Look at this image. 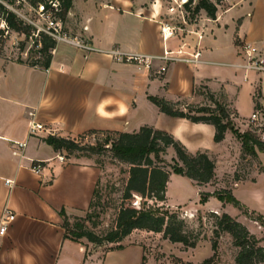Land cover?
<instances>
[{"label": "crops", "instance_id": "obj_1", "mask_svg": "<svg viewBox=\"0 0 264 264\" xmlns=\"http://www.w3.org/2000/svg\"><path fill=\"white\" fill-rule=\"evenodd\" d=\"M163 15L153 0H72L63 30L94 51L56 43L47 68L0 56V220L4 210L14 216L0 236V264H143L147 257L128 240L133 234L101 245L65 236L60 212L67 218L87 213L102 169L84 158L58 162L62 152L44 142L48 136L75 139L90 131L137 133L150 127L171 135L189 154L212 159L226 154L229 131L215 143L213 126L167 116L148 97L183 111L200 86L221 92L240 132L255 106L264 108V78L241 68L239 55L247 44L264 59V0H224L214 20L201 12L167 40L162 27L175 28ZM112 50L123 57L111 56ZM164 50L199 56L196 63H165ZM124 55L148 60L127 61ZM256 159L263 169L227 190L245 211L264 218V152ZM32 165L41 167L39 173ZM222 205L213 198V210L238 217L233 205Z\"/></svg>", "mask_w": 264, "mask_h": 264}, {"label": "rangeland", "instance_id": "obj_2", "mask_svg": "<svg viewBox=\"0 0 264 264\" xmlns=\"http://www.w3.org/2000/svg\"><path fill=\"white\" fill-rule=\"evenodd\" d=\"M0 0V4L4 3V8L10 12L6 6L12 7L17 12L28 18L33 17L31 7H34L39 2L47 0ZM155 4L160 5L163 9V19L166 23L173 26L175 31L186 25L195 23L199 20L200 14L192 19L191 11L184 8L186 0H153ZM221 5V4H220ZM219 5V6H220ZM218 6V7H219ZM218 10V9H217ZM12 13V12H10ZM15 15L14 13H12ZM17 19L20 18L15 15ZM1 18V16H0ZM35 21L37 26H46L45 22ZM34 31L30 35L26 33H16L10 31L3 40V52L0 55L12 61L26 62L28 64H40L44 60V56L38 51L40 45H36V39L33 34L36 28L31 26ZM65 35L67 29L63 30ZM33 36V37H32ZM199 95L189 107H209L213 108L211 102V93L207 87L200 86L197 88ZM215 95V94H214ZM256 98V95L254 96ZM215 100L221 105H227L223 97V93L218 92L214 96ZM188 104L185 101L181 105ZM249 109V104L245 106ZM187 112V108H183ZM231 113V108L228 109ZM248 120V119H247ZM242 124L246 125L242 132L239 125L233 120L230 115L229 121L232 127L239 133L250 131L254 128V124L249 121ZM238 126V128H236ZM251 128V129H250ZM230 144L226 147V154L217 157L212 155V160L215 164L219 162L217 174L219 177L213 179L210 183L198 186L191 183L188 179L175 174L171 175L170 184L166 188L165 201L156 202L148 201L146 208H150L155 215L174 213L185 224V231L190 234V239L196 240L195 248H185L182 244H172L163 238L162 233H150L146 231H133L131 238L128 240L131 243L141 245L145 249L146 256L143 264H202L205 260L210 259V264H236L235 258L239 251L233 244L232 237L225 232H219L218 237L215 236L216 217H221L225 212L213 210V197H209L205 203L200 202L202 193H213L216 191H228L231 182L249 179L255 176L257 172L263 169V164L241 148V140L238 139L231 131ZM116 135L114 133H85L74 140L77 142L80 150L74 152L62 151V157L75 161L78 159H88L102 169L101 179L96 188V197L93 200V207L81 217L67 218L70 229L78 220H82L87 214H96L98 217L91 221H86L85 226L98 235H104L114 225L116 214L121 204V195L123 188L128 178L129 166L117 161L113 158L109 148L113 143ZM173 150V149H172ZM165 152L162 156L164 166L169 173H172V167L179 165L176 161L174 151ZM257 157V156H256ZM198 186V187H196ZM222 208H225L226 203H222ZM238 217H232L233 220L240 223L248 233L257 241V246L264 247V220L257 222L256 215L249 214L243 208H237ZM234 212V211H233ZM232 213V212H231ZM244 217L246 219H244ZM240 220H239V219ZM243 222V223H242ZM140 231V230H139ZM146 232V234L144 233ZM125 239V238H124ZM79 241H86L80 239ZM212 241L217 242V250L213 255L211 248Z\"/></svg>", "mask_w": 264, "mask_h": 264}, {"label": "trees", "instance_id": "obj_3", "mask_svg": "<svg viewBox=\"0 0 264 264\" xmlns=\"http://www.w3.org/2000/svg\"><path fill=\"white\" fill-rule=\"evenodd\" d=\"M38 0H34L32 3ZM40 1V0H39ZM60 12L58 18L63 22L67 13L72 7V0H58ZM224 0H186L184 8L191 11L194 16L203 12L207 18H216L218 6ZM39 2V3H43ZM0 16L5 20L10 31L26 33L31 37L33 28L17 19L15 15L8 12L0 4ZM33 37V36H32ZM36 45H40L39 53L44 56L40 64L32 63L30 66L47 68L51 60V51L56 42L49 36L39 33ZM28 64V63H27ZM161 113L174 118L186 119L192 123H204L213 126V141L220 143L227 131H231L241 140V148L250 156L256 158L257 152H264V142L260 141L250 131L239 134L229 121L230 113L225 105H221L211 95V102L214 107H189L184 112L176 107V104L156 97H148ZM258 107L255 106V109ZM251 129V128H250ZM88 133H108L90 131ZM116 138L109 150L114 159L129 166L128 178L121 195V204L116 214L113 227L104 235H98L85 226L86 221H91L98 216L87 214L82 220H78L70 229L69 222L63 211L60 212L63 218L62 227L65 236L74 241L85 239L87 242L101 245L104 243H119L129 236L133 231L140 230L152 233H162L163 238L172 244H182L185 248H195L196 240L190 239V234L185 231V224L174 213L155 215L146 208L148 201L164 202L167 183L170 174L182 176L196 185L201 186L210 183L215 177V164L205 153L189 154L185 147L175 140L171 135L155 130L150 127H142L137 133H114ZM44 142L52 149L61 153L62 151L74 152L80 148L74 139H65L55 136H48ZM168 148L173 149L176 161L179 165L172 167L169 173L164 166L162 156ZM96 190L89 205L93 207V200L96 197ZM209 197H213L221 203L231 204L234 207L242 208L240 203L232 196L230 191H216L213 193H202L200 202L205 203ZM216 230L214 234L218 237L219 232L228 233L235 247L239 249L235 262L236 264H264V247L257 246L258 241L248 231L227 214L216 217ZM264 218L257 216L256 221H263ZM211 248L213 255L217 250V242L212 241ZM210 259L202 264H210Z\"/></svg>", "mask_w": 264, "mask_h": 264}, {"label": "built area", "instance_id": "obj_4", "mask_svg": "<svg viewBox=\"0 0 264 264\" xmlns=\"http://www.w3.org/2000/svg\"><path fill=\"white\" fill-rule=\"evenodd\" d=\"M4 5V3H1ZM7 9L17 15L20 18V21H22L24 24L28 26H33L36 28V32H34L33 36L37 37L39 33H43L50 38H52L56 43L59 42H66L72 44L74 47H76L79 50H82L83 52H91L94 51V49L83 40H77V39H69L65 33L63 32V26L62 21L58 18V14L60 12V4L58 0H47L43 3H37L34 7H31V10L33 11V17L28 18L24 16L23 14L17 12L12 7L6 6ZM37 22L42 21L46 23V26L40 27L37 26L35 21ZM34 31V29H33ZM10 32L5 20L1 17L0 18V55L3 52V40ZM162 35L163 39L167 40L173 35V28L169 27L168 25H164L162 27ZM111 56L116 57L117 59H120V57H123L121 53H119L117 50H112L110 52ZM239 55L242 56L243 63L240 65L241 68H243L245 71H252L257 74H259L262 78H264V59H261L256 51L255 48L250 47L249 45L245 44L240 47ZM199 53H194V55L191 57L190 55H184L180 50L175 52H171L170 50H164L163 55L160 57L161 60H163L165 63L170 62H182V63H196L198 59ZM124 59L127 61H134V62H142L147 61L148 58L146 56L142 55H124ZM161 71H165V67L161 68ZM250 123L254 124V128L250 130L253 134L257 136V138L264 142V108H257L255 109L248 120ZM34 126L31 127V131H33ZM58 162L64 163V157L58 155L56 157ZM31 170L34 173H39L41 170V167L39 165H32ZM14 219V216L9 214L7 210H4L3 215L1 216L0 220V236H2L7 229V226L10 222H12Z\"/></svg>", "mask_w": 264, "mask_h": 264}]
</instances>
